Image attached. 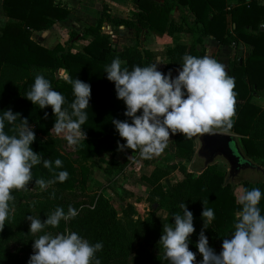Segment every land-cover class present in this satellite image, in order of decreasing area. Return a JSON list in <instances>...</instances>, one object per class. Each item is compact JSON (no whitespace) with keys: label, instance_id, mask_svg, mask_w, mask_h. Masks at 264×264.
Listing matches in <instances>:
<instances>
[{"label":"trees","instance_id":"16d2710c","mask_svg":"<svg viewBox=\"0 0 264 264\" xmlns=\"http://www.w3.org/2000/svg\"><path fill=\"white\" fill-rule=\"evenodd\" d=\"M257 1L236 0L234 5H229L227 0H163L161 4L132 0L138 11L133 12L130 18L113 17L109 8L102 3L94 25L80 30V33L71 31L65 42L48 49L31 40L32 32L50 29L65 20L71 10L60 0H1L6 23L0 29V111L11 109L19 114L13 125L5 122L4 130L13 135L20 118L26 119L35 134L30 147L42 158L41 163L31 168L33 180L21 190H40L35 185L36 179L47 181L59 171H66V180L49 187L61 193L77 189L84 191L95 162L108 161L109 173L122 175L123 178L130 176L127 175L129 165L139 153V148L117 149V143L123 144L124 141L111 120L129 118L124 116L125 105L116 98L114 84L106 79L104 68L117 57L123 62L121 67L129 70L134 65L143 67L155 64V53L145 48L142 42L145 32L165 33L172 38V47L166 49L164 63L159 70L161 73L170 71L173 74L174 70H179L182 57L186 54L196 57L207 55L203 44L207 37L221 46L233 47L239 43L251 46L244 60L233 59L227 67V75L234 79L231 127L227 130L222 126L212 129L236 135L243 155L264 168V106L252 101L254 94L264 92V28H261L264 25V6L258 5ZM175 10L179 13L177 20L172 17ZM104 22L129 30L135 44L118 49L110 35L102 32ZM179 34H187L189 44L181 42L177 37ZM74 40L86 43L74 51ZM37 73L48 79L52 88L64 96L62 108H67L69 112L73 95L68 81L77 78L90 85L89 108L85 110L87 120L81 126L86 138L73 145L75 159L62 154L59 143L50 137L55 120L51 107L40 109L24 98ZM45 112L48 114L46 118ZM173 147L181 163L171 167L154 166L149 176L139 178L150 188L146 199L151 202L152 209L165 211L162 224L153 212L145 219L135 220L130 214H125V221H120L118 205L120 209L121 202L118 201L115 208L111 197L103 193L97 196L92 208L78 204L72 206L77 209L78 215L68 220L67 226L90 243L102 242V250L95 254L100 264H128L136 241L143 242L159 254L148 262L168 264L163 259V250L158 241L163 227L174 222L172 214L181 213V202L193 214L194 232L188 238V246L195 254L194 264H199L202 257L195 244L203 228V207L211 208L214 212V219L207 222L203 230L209 247L218 254L222 240L228 238L234 229L235 214L240 210L237 196L244 189L253 187L264 194V183L241 182L231 187L225 183V172L214 164L194 176L188 170V162L195 152L193 137L186 139L176 133L173 135ZM105 154L107 156L102 157ZM43 159H60L62 166L57 168L53 164L51 168H45ZM172 171L176 174V182L168 188L163 180ZM68 206L61 208L67 212ZM32 207L55 209L58 205L53 201L23 205L12 213L9 222L6 220L4 227L0 228V264H12L6 255L8 243L11 242L30 252L24 258L25 263L32 254L34 238L23 224L24 213ZM258 207L261 215H264V195Z\"/></svg>","mask_w":264,"mask_h":264},{"label":"clouds","instance_id":"9594fccd","mask_svg":"<svg viewBox=\"0 0 264 264\" xmlns=\"http://www.w3.org/2000/svg\"><path fill=\"white\" fill-rule=\"evenodd\" d=\"M117 57L106 65V79L114 84L116 98L125 105L123 121L112 119L123 144L118 150L137 149L143 159L160 155L167 147L170 134L180 133L184 138L208 133L213 127H231L234 104V79L226 74L224 65L208 55L196 57L184 55L175 77L171 72L161 73L157 64L134 65L131 70L121 67ZM72 86L73 100L67 108L64 96L55 91L42 74L34 76L30 90L24 98L40 109L51 107L55 116L50 131L63 134L69 146L85 141L81 126L87 120L90 85L77 78L68 81ZM139 113V114H138ZM45 118L47 113L45 112ZM18 113L11 109L0 111V228L9 218L11 190L24 189L33 180L31 168L41 163V155L30 145L35 140L32 127L21 119L15 134L5 132V122L13 125ZM130 120V122H129ZM60 168L62 161L43 159V167ZM67 178L66 171H59L52 179H36L35 185L42 190ZM54 196L53 194H50ZM262 194L259 188L244 189L237 196L240 210L236 212L234 229L222 240L217 254L209 247L204 234L205 224L214 219L211 208L201 212L203 228L195 244L202 259L199 264H264V215L258 204ZM181 213H173V223L163 227L158 244L163 250V259L168 264H194L195 254L189 250V236L194 232L193 214L184 202L179 204ZM78 215L71 205L67 212L56 207L41 222L39 217L28 216L29 232L36 234L46 226L55 228L61 220L68 221ZM33 252L27 264H100L95 254L102 250V242L90 243L74 231L65 229L55 235L44 233L32 240Z\"/></svg>","mask_w":264,"mask_h":264},{"label":"rangeland","instance_id":"374dc122","mask_svg":"<svg viewBox=\"0 0 264 264\" xmlns=\"http://www.w3.org/2000/svg\"><path fill=\"white\" fill-rule=\"evenodd\" d=\"M117 4L121 10V14L115 8L113 15L122 18V16L128 18L127 9L123 8V5L129 3L128 0H112ZM110 0V2L112 3ZM132 3V2H131ZM87 6H89L92 14L97 11L100 12V4L101 0H86ZM110 24V23H109ZM112 26V24H110ZM113 27V26H112ZM69 31L66 33H61L59 35L58 41L62 43L63 38L67 39L69 35ZM80 33V31H77ZM111 37V41L114 45L118 48H121L123 45H127L130 42H133L134 36L132 33L128 32L126 29H119L116 30L113 36ZM73 50H77V48L84 45L86 42L83 41H73ZM208 56L213 57L206 51ZM235 53V52H234ZM239 57H244L245 51L235 53ZM252 101L260 106H264V92H259L258 94H254ZM51 130V129H50ZM211 131H217L220 133H226L233 135L236 138L237 145L241 150V146L238 142V137L232 133L211 129ZM199 134L193 136L194 142V155L190 162H188V170L194 175L197 176L204 166V159L197 155V150L199 148V144L197 140L195 141L194 137H197ZM50 137L59 143V149L62 154L65 156L75 159V155L73 154V145L69 146L66 140L63 137V134L57 135L54 131H50ZM242 152V150H241ZM165 154H161L158 156H153L147 162L146 159L138 157L137 154L134 156L136 161H132L129 165L128 174L130 175L126 178H122V175H116L114 173H109L108 166L110 163L107 161L105 163L95 162L93 167L90 169V175L88 180L87 188L84 191L74 190L73 192H59L55 188L46 187L45 189L34 190L29 188L27 190H11V195L13 197L12 200L9 201L10 207V214L9 218L11 217L12 213H14L20 206L23 205H33L37 203H45L47 201H53L59 207H65L66 205H80L81 207L91 208L97 198V196L101 193L105 194L106 196H110L112 200L113 206L116 208L118 201L121 202V206L119 209L118 205V216L120 221H125V214H130V217L135 219H145L147 216L153 214L157 218L161 224L164 222L165 218V211L160 209L155 211L151 202H149L146 197L149 193V186L140 180V176L149 175L150 170L149 166H162V167H171L176 166L182 162L181 159L175 156L174 147H173V135L170 134L169 140L167 142V152ZM165 155V156H163ZM105 154L102 157H106ZM108 159V158H107ZM251 163L257 165V162L247 158ZM164 162V163H163ZM216 167L225 172V183L230 185L231 187L238 185L241 182H249L251 184L256 183H264V169L262 170H245L238 174L234 178L229 177V166L222 158H216L213 162ZM153 170V169H152ZM176 182V174L172 171V173L163 180V184L166 187L170 188L171 185ZM54 196L50 195L53 194ZM237 193V192H236ZM55 209L52 207H32L24 213L23 216V224L24 228L27 232H29V224L30 222L26 220L28 216L32 217H39L41 222L46 219V216L53 212ZM125 213H123L124 211ZM9 218L7 222H9ZM68 221L61 220L57 227L52 228L51 226H46L41 232L32 234L29 233L34 239L38 238L39 235L46 233L55 235L56 233H63L65 229H70L67 226ZM26 251H24L20 245H17L13 242L8 243L7 246V253L6 255L10 257L12 264H27V260L25 263L24 258L28 257ZM158 253L155 252L153 249L148 248L144 245L141 241H136L133 245L132 254L129 259L128 264H151L148 262L151 258L158 257ZM23 259V261H22Z\"/></svg>","mask_w":264,"mask_h":264},{"label":"crops","instance_id":"0c3cea01","mask_svg":"<svg viewBox=\"0 0 264 264\" xmlns=\"http://www.w3.org/2000/svg\"><path fill=\"white\" fill-rule=\"evenodd\" d=\"M60 1L63 2L67 6V8L71 10L67 18L61 22L54 24L50 29L46 31H33L31 34V40L33 42H36L37 44L45 48H48V49L53 48L57 44H60V42L58 41V38H60L59 35H61V33L64 34L69 30L70 32L71 31L77 32L84 28L92 26L94 25L95 21L100 15V12L98 13L96 11L93 16L92 11L90 10L89 6H87L86 4V0H60ZM128 1L129 3H126V5L124 4L123 8L125 10L127 9V11H130L127 14L128 18H130L132 13L137 12L138 10L135 4L132 2V0H128ZM147 1H150L156 4H161L163 0H147ZM235 1L236 0H227V3L229 5H234ZM102 3H104L109 8L110 15H112L113 17H117L113 15L115 8L121 14V10H119L120 7L117 4H115L114 1H112L111 3L110 0H101V4ZM257 3L258 5L264 6V0H258ZM101 4H100V11H101ZM172 17L175 20L178 19L179 13L177 10L173 12ZM122 18H126V17L122 16ZM5 23H6V18L4 17L2 10H1V0H0V29L4 26ZM110 24L109 22H104L103 27H102V32L104 34L113 36L116 30L123 28V27H115L113 26V24H112L113 26L112 27ZM261 26H262L261 28H264V25H261ZM127 31L130 32L129 30ZM177 37L180 38L181 42L185 44H189V36L187 34H179L177 35ZM66 40L67 39L63 38L62 43L65 42ZM142 42L144 43L145 48L155 53L156 55L155 64H157V70L159 71L160 68L162 67V64L164 63L166 49L172 47V38L165 33L158 35V34H153V33L149 34L148 32H145L144 36L142 37ZM134 44H135V39L133 40V42H130L127 45H123L122 47L133 46ZM203 44L205 45L206 51L210 55H213V57L211 56L210 57L224 65L226 74H227V67L230 61H232L233 59L244 60L252 49L251 46L244 45L241 43L234 45L233 47L221 46V45H218L211 37L204 38ZM243 51H245L244 57H239L238 55L235 54V53L243 52ZM177 72L178 70H174L172 76L175 77L177 75ZM164 152H167V147L163 150L161 154H165ZM137 156L139 157V153L137 154ZM146 160L147 162H150L149 161L150 159H146ZM134 161H136V158H134ZM148 168L149 170L151 169L150 170V173H151L154 167L149 166ZM149 175H143V176H149Z\"/></svg>","mask_w":264,"mask_h":264},{"label":"water","instance_id":"95a60500","mask_svg":"<svg viewBox=\"0 0 264 264\" xmlns=\"http://www.w3.org/2000/svg\"><path fill=\"white\" fill-rule=\"evenodd\" d=\"M199 148L197 155L204 159L202 169L212 165L216 158H222L229 166V177L234 178L241 172L251 170H262L260 166L251 163L239 149L236 138L233 135L210 131L194 137Z\"/></svg>","mask_w":264,"mask_h":264},{"label":"built area","instance_id":"2783aa9c","mask_svg":"<svg viewBox=\"0 0 264 264\" xmlns=\"http://www.w3.org/2000/svg\"><path fill=\"white\" fill-rule=\"evenodd\" d=\"M262 27V26H261ZM92 208V207H91Z\"/></svg>","mask_w":264,"mask_h":264}]
</instances>
